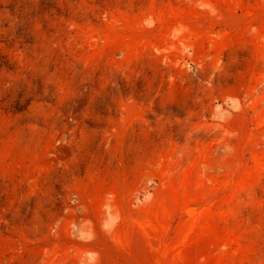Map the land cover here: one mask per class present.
I'll return each instance as SVG.
<instances>
[{
  "label": "rangeland",
  "instance_id": "374dc122",
  "mask_svg": "<svg viewBox=\"0 0 264 264\" xmlns=\"http://www.w3.org/2000/svg\"><path fill=\"white\" fill-rule=\"evenodd\" d=\"M0 264H264V0H0Z\"/></svg>",
  "mask_w": 264,
  "mask_h": 264
}]
</instances>
